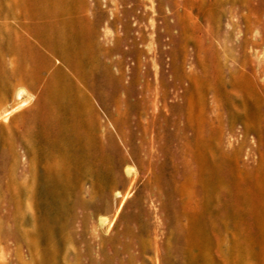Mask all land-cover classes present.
I'll list each match as a JSON object with an SVG mask.
<instances>
[{
  "label": "bare ground",
  "instance_id": "obj_1",
  "mask_svg": "<svg viewBox=\"0 0 264 264\" xmlns=\"http://www.w3.org/2000/svg\"><path fill=\"white\" fill-rule=\"evenodd\" d=\"M67 2H16L20 12H25L22 15L16 13L19 19L20 16L25 18L21 24L22 31L56 57L67 72L63 73L62 79L52 76L47 80L43 90L47 111L30 112V116L26 114L22 117L23 123L34 119L35 123H43L45 127L37 134L40 138L32 141L33 147L25 151L32 166L25 181L13 172L7 175L6 155L14 151L12 148H1L0 141V243L3 245L0 264H8L7 255H12L13 250L6 246L8 241L13 249L26 248L28 264H68V257L61 255L55 247L42 254L36 244L25 243L28 236L38 237L41 232L37 229L35 211L28 216L24 199L36 205L42 203L46 220L56 222L64 219L61 226L63 236L73 238L74 226L80 222L78 234L89 264H99V261L101 264H114V261L118 264H149L146 258L150 252L154 259L152 264H187L185 235L191 227L192 218L204 215H210L214 222L210 230L215 241L207 246L212 253L208 264H227L232 259L233 264H243L240 258H232L233 249L238 251L240 246L232 245L230 233L232 239H238L240 229L233 226L232 215L228 211L226 151L220 142L213 141L211 132L214 125L222 122L224 91H229V87L236 90L237 87L235 83L227 82V73L234 77L235 74L242 75L248 60L244 51L249 47L248 43L241 42L238 46L242 58L234 57L232 60L238 68L222 65L220 52L212 46L209 54L214 66L212 73L199 71L195 63L190 75L177 69L174 73L177 82L175 96L182 103L170 106L166 101L168 92H165L170 83L164 75L158 77L157 71L154 83L149 79L150 74L141 75L139 91L134 87L136 80L131 81L129 87L123 86L122 81L109 71L107 62L102 61L101 48L87 45L95 41L96 32H89L86 37L88 43L84 41L79 26L81 19L67 8L71 4ZM82 8L86 12L94 10L93 19H84L94 28L98 27L103 12L96 6L91 7L87 1ZM24 37L22 35L21 40H25ZM212 42H218L223 47L225 56H233L227 38L216 35ZM259 47L257 42L250 48L258 50ZM9 53L16 54V49L9 48ZM139 64L144 65L142 62ZM191 76L208 85L204 87L201 102L205 121L201 130L203 143H200L198 130L192 122L195 105L188 97ZM32 89H37V85H32ZM121 90L124 91V98L118 97ZM21 95L22 92H19L18 97L21 98ZM136 95L139 96L137 100H130ZM92 98L106 105L114 103L118 116H123V122L110 116L109 127L102 125L92 116ZM231 100L235 101V98ZM28 101L21 100L15 108ZM37 101L39 104L41 100L38 98ZM213 114L217 116L212 118ZM38 164L43 168L41 174L36 172ZM131 164L141 166L147 177L144 186L154 192L150 199L154 212L147 211L141 199L136 197L131 202L136 213L127 216L133 226L124 227L119 236L107 237L97 232L99 240L89 241L86 237L88 216L84 210L108 211L113 190L126 184L123 167L128 165L127 172L130 173ZM185 178L195 182L205 180L208 189H193L182 203L177 202V183ZM38 181L41 184L37 186ZM81 210L83 216L79 214ZM26 222L31 223L32 228L20 234L18 228ZM6 223L11 224L13 229H7ZM76 264H79L77 258Z\"/></svg>",
  "mask_w": 264,
  "mask_h": 264
},
{
  "label": "rangeland",
  "instance_id": "obj_2",
  "mask_svg": "<svg viewBox=\"0 0 264 264\" xmlns=\"http://www.w3.org/2000/svg\"><path fill=\"white\" fill-rule=\"evenodd\" d=\"M86 1L91 7L96 6L103 12L98 27L94 28L85 20L87 17H95L94 10H83L82 5ZM16 2L17 0H0V141L1 148H12L14 151L7 152L6 155L7 175L14 173L25 181L32 168L25 151L33 147L32 141L40 138L37 134L44 131L45 127L43 123H35L34 119L23 123L22 117L26 114L30 116L33 112L47 111L44 86L52 76L57 80L62 79L67 69L38 41L22 31L21 24L25 18H18L20 10ZM67 4L72 6L67 5V8L81 19L79 26L86 43L88 33L96 32L95 41L87 45L101 48L102 61L107 62L105 64L109 71L122 81L124 87H129L131 81L136 80L134 87L139 91L141 75L150 74L149 79L154 83L158 72V77L164 75L170 83L165 89L168 92L166 101L170 106L182 103L175 96L177 82L174 73L177 69L190 75L192 64L195 63L199 71L212 73L214 66L209 55L212 46L220 52L222 65L238 68L232 60L234 57L242 58L238 46L241 42L248 43L249 47L244 49L248 60L242 75L235 74L234 77L227 73V82L235 83L237 87L236 90L229 87V91H224L222 122L214 125L211 133L213 141L220 142L226 151L228 211L232 215L233 226L240 229L238 239H232L230 233L232 245L240 246L238 251L233 249L232 258H240L243 264H264V0H68ZM24 13L20 12L19 15ZM22 35L26 37L25 40H21ZM216 35H220L222 39L227 38L228 47L232 49L230 54L233 56H225L223 47L218 42H212ZM257 42L260 43L258 50L250 48ZM11 47L16 49V54L9 53ZM32 85H37V89L33 90ZM188 85L191 87L189 100L195 105L192 122L198 130L200 143H203L201 130L205 121L201 102L204 87L207 88L208 85H203L192 76ZM19 92H22L21 98L18 97ZM124 96V91L121 90L118 97ZM138 97L136 95L130 100H137ZM38 98L41 100L39 104ZM231 98H235V101ZM21 100L29 101L15 108ZM91 104L93 118L102 125L109 127L110 116L123 122V116H118L114 103L106 105L99 99L92 98ZM8 110L10 113H5ZM216 116L213 114L212 118ZM119 145L122 147L121 143ZM127 166L123 167L126 184L113 190L110 209L84 210V214L88 216L86 237L89 241L99 240L96 238L97 232L107 237L119 236L124 227L133 226L127 216L136 213V208L131 205L136 197L141 199L147 211L154 212L150 205L154 192L144 186L147 177L142 167L131 164L129 173ZM42 170V166L38 164L36 172L41 174ZM28 180L29 178L27 182ZM204 183L205 180H179L176 201L182 203L193 189L206 191L208 186ZM40 184L41 181H38L37 186ZM24 204L28 216L35 211L37 229L41 232L38 237L28 236L25 243L36 244L42 254H47L55 247L61 255L68 257V264H76V258L79 264H89L85 246L78 234L80 222H76L74 226L75 236L68 238L63 236L61 230L64 219L48 221L42 203L36 205L35 202L24 199ZM79 214L83 216L82 210ZM192 221L184 239V256H188L187 264H208L212 253L207 246L215 241L210 230L214 225L213 219L210 215H204L196 219L194 217ZM5 227L12 228L8 223ZM31 228V223L26 222L18 230L20 234H24ZM49 229L52 231H48ZM7 245L14 252L7 255L8 264L29 263L26 248L13 249L14 246L9 241ZM2 247L0 243V250ZM5 251L8 249L3 252ZM152 255L150 252L148 259L146 258L149 264L154 260ZM114 264L118 262L114 261ZM227 264H233V259Z\"/></svg>",
  "mask_w": 264,
  "mask_h": 264
}]
</instances>
